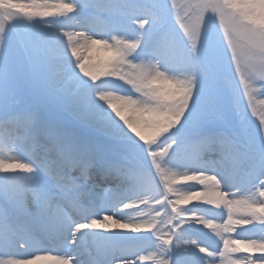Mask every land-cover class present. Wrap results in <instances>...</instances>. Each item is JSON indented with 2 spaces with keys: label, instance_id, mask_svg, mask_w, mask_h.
I'll list each match as a JSON object with an SVG mask.
<instances>
[{
  "label": "snow or ice",
  "instance_id": "1",
  "mask_svg": "<svg viewBox=\"0 0 264 264\" xmlns=\"http://www.w3.org/2000/svg\"><path fill=\"white\" fill-rule=\"evenodd\" d=\"M50 7L72 15L34 19ZM95 45L114 57L86 64ZM255 87L264 0H0V264H264ZM181 181L211 187L173 202ZM201 199L219 211L178 208ZM112 226L132 232L93 231Z\"/></svg>",
  "mask_w": 264,
  "mask_h": 264
},
{
  "label": "bare ground",
  "instance_id": "2",
  "mask_svg": "<svg viewBox=\"0 0 264 264\" xmlns=\"http://www.w3.org/2000/svg\"><path fill=\"white\" fill-rule=\"evenodd\" d=\"M61 2H66V3H72L74 2V0H44L41 1L40 4H49V5H54L57 3H61ZM39 3V2H38ZM51 8V7H50ZM46 9L49 8H40V9H36L35 11H45ZM28 11H33L32 9H29ZM62 13V19H65L66 17L72 15L71 13L68 12H61ZM35 19H47V20H54L52 18V16L49 17H41V16H36ZM75 23V21H70L68 22V26H66L65 28L61 29L62 32L64 31H69V32H77V31H82L81 29H76L71 27V24ZM98 39V37H95ZM65 40L67 41V38H65ZM79 40L80 43H83V39L77 36H73V41ZM82 55L85 56V63L86 64H92V65H97V64H103L105 62H107L109 59L114 57V53L109 50V49H105L103 48L101 45H95L93 47H91L88 50H82ZM128 71H130V69H128ZM250 93V98L248 96V101L250 103V106H252L253 109H255V113L254 114V119L256 121H259V118L261 115H264V95L261 94V90L259 87H255L253 89L249 90ZM3 155L9 157L10 159L15 160L16 157L14 155V153L8 151V150H4L3 151ZM24 162V161H22ZM193 183H197L198 182H194V181H181L179 184H174L173 185V189L174 191L172 193H169V195L171 196L173 202L176 199H181L183 194L192 190V191H207L210 189V185L206 184L202 187H197L196 189H191L190 185H192ZM235 191V190H233ZM232 197L229 196V199H231ZM240 200H245L248 198V194L245 193V195L243 196H238L237 197ZM195 205H200L201 207H211L214 211H219V209H216L215 205H206L204 204L203 200H191L189 201L187 204H180L178 205V208L183 209V208H191ZM154 201L151 203L150 207L145 209L144 206L142 204H138V207L140 208L141 212L138 215L137 213L133 212L131 214V217L121 221L122 223L124 222H141L142 219L144 222H147L148 220H152L153 217L155 216L154 212H151V208L154 207ZM122 208V206H121ZM123 210V209H122ZM226 211V210H225ZM163 214V211H162ZM182 215L186 216V217H190L191 213H181ZM200 213H197V215H199ZM103 214H101V219H102ZM239 213L234 215V218H238ZM96 218V217H93ZM118 216L113 217V219H118ZM226 218V217H225ZM159 225V221H156ZM167 219L165 221V223H167ZM111 223V222H109ZM161 228L164 229V231L162 232V235L164 236V238H167L168 233H167V229L165 227V225H159ZM206 231L211 232V229H205ZM83 231V230H82ZM93 231H98V232H114V231H120V232H125V233H131L132 229H119L115 226H112L108 229H93ZM143 231V229H142ZM213 235H215V233H212ZM226 237L230 236L231 238H237L235 236V233H225L224 234ZM194 238V237H193ZM217 239H219V237H217ZM240 247H243V245H240ZM39 255L45 256V257H55L57 256V253L55 251L51 252V253H37ZM252 256L255 255H259L260 253L256 252V251H252L250 253ZM149 256V259L147 261H142L141 264H153V257L152 255L149 253L147 254ZM242 255H244L243 253L241 254H237V253H233L231 254V258L232 259H237V258H242ZM12 258H20V257H12ZM221 260H223V258H221ZM35 264H58L57 260L54 258H43L39 261H35Z\"/></svg>",
  "mask_w": 264,
  "mask_h": 264
},
{
  "label": "rangeland",
  "instance_id": "3",
  "mask_svg": "<svg viewBox=\"0 0 264 264\" xmlns=\"http://www.w3.org/2000/svg\"><path fill=\"white\" fill-rule=\"evenodd\" d=\"M41 1H44V0H37V3L38 2L40 3ZM176 2H177V5L179 7H182L185 3L190 2V0H176ZM64 3H66V2H64ZM45 11L51 12L52 13L51 16L53 19H62V16H63L62 13L55 8H49V9H46ZM34 19H35V17H34ZM97 65H101V64H97ZM125 71H128V69L126 68ZM241 87L243 88V86H241ZM245 100H246V103H248L249 113H250L251 117L254 119V114H256L255 113L256 110L253 109L252 106H250V103L248 101V96L245 97Z\"/></svg>",
  "mask_w": 264,
  "mask_h": 264
}]
</instances>
